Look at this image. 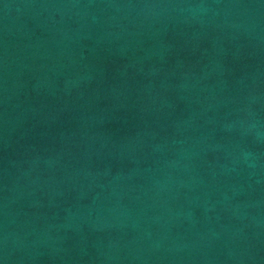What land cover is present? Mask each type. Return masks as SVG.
Wrapping results in <instances>:
<instances>
[{
  "label": "water",
  "instance_id": "1",
  "mask_svg": "<svg viewBox=\"0 0 264 264\" xmlns=\"http://www.w3.org/2000/svg\"><path fill=\"white\" fill-rule=\"evenodd\" d=\"M0 264H264V0H0Z\"/></svg>",
  "mask_w": 264,
  "mask_h": 264
}]
</instances>
